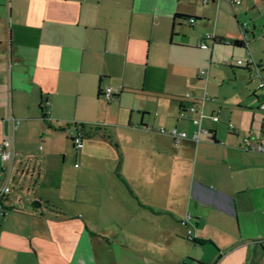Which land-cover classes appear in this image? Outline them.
<instances>
[{
    "label": "crops",
    "instance_id": "obj_1",
    "mask_svg": "<svg viewBox=\"0 0 264 264\" xmlns=\"http://www.w3.org/2000/svg\"><path fill=\"white\" fill-rule=\"evenodd\" d=\"M254 9L256 0H0V142L13 153L0 264H264V87L252 75L264 81V51L246 47L258 24L239 22L259 21ZM225 13L237 27H224ZM220 38L245 41L248 85L209 96L224 84L209 79L216 45H231ZM158 128L187 136L175 145ZM54 155L73 161L71 175L45 176Z\"/></svg>",
    "mask_w": 264,
    "mask_h": 264
},
{
    "label": "rangeland",
    "instance_id": "obj_2",
    "mask_svg": "<svg viewBox=\"0 0 264 264\" xmlns=\"http://www.w3.org/2000/svg\"><path fill=\"white\" fill-rule=\"evenodd\" d=\"M257 1V9H254L255 15H260L261 18L259 21H256L254 18H252V15H246L242 14L240 17V21H246L250 25H257L258 29L254 30L253 35L251 36L250 33L247 34L249 38V42L246 45L248 47L247 49L252 50L253 52H259V54H262L264 51V23L261 24L260 21L264 20V1L263 0H256ZM228 4V3H227ZM229 6V5H228ZM230 7V6H229ZM258 10V11H257ZM226 14V15H225ZM223 16V24L225 26H229L231 24H235L237 27V23L235 19L233 18V15L230 13H225ZM260 23V26H259ZM239 30V29H238ZM253 31V30H252ZM251 32V31H250ZM240 33V30H239ZM241 35V33H240ZM248 56L247 50L243 49L239 46H231L226 44H220L216 45V51L214 52V56L212 59V67L215 68V75H210L209 79L211 82L216 81V79H219V76L224 78V84L220 85V81H217V83H214L210 90L208 91L209 96H216L214 95L215 92H222L226 93L228 95L236 94L237 89L233 90L232 85L237 86L239 88V91L243 89H247V71L244 67V58ZM237 60L243 61V64L239 65L237 64ZM233 72H237V77L235 78L233 75ZM264 75V72H263ZM214 76V77H212ZM257 82V81H256ZM255 81H252V83L249 85V87H253L256 84ZM255 111H258L259 114L261 113L264 116V110L262 109H256ZM254 128H257V122L254 124ZM5 163V167H6ZM17 167V166H16ZM50 168L47 173L46 177H53V176H69L73 172V161H67L66 159L63 160L61 155H54L50 157ZM12 182H9L11 184ZM15 188V184L13 185ZM25 191V190H24Z\"/></svg>",
    "mask_w": 264,
    "mask_h": 264
},
{
    "label": "built area",
    "instance_id": "obj_3",
    "mask_svg": "<svg viewBox=\"0 0 264 264\" xmlns=\"http://www.w3.org/2000/svg\"><path fill=\"white\" fill-rule=\"evenodd\" d=\"M203 3H206L208 0H202ZM229 2H239V0H229ZM190 23L194 22V19L193 18H189L188 20ZM242 26H246V23L243 22L242 23ZM204 38L205 39H209L211 38V35L209 33H205L204 35ZM198 46L201 47V48H205L206 47V44L203 42V41H200L198 43ZM240 63V61H238ZM205 73L204 70H201L200 71V74L203 75ZM253 77L257 79V86L258 88H261V87H264V81L260 78V73H259V69L258 68H255L253 73H252ZM104 97H106L107 99L110 97L111 95V88L109 87H106L104 92L102 93ZM206 99H209V97H205ZM48 102L45 101V104H47ZM260 108H262L264 110V99L260 102ZM188 111L189 112H196V108L194 106H190L188 108ZM184 114V109L183 110H180L179 111V116H182ZM211 118L213 120H217V116H211ZM10 120L12 121V124H13V127H15L18 123H19V119L17 118H14V117H11ZM193 122L195 123H198V120L196 118H193ZM158 132L160 133H164V134H167L169 135L172 139H173V143L175 145H178L179 141L182 139V138H185L187 135L184 131H177L175 128H171V129H164V128H158L157 129ZM69 136L71 137V142H72V145L75 149H79L82 147L83 145V137L81 135V133L78 131V130H71L69 132ZM196 133L193 134V138H196ZM11 144H10V139L8 138H4L1 140L0 142V158L1 160L6 163V167L4 168L3 170V174L1 175L0 174V200L2 199V197L9 193L10 191V186L8 185V176H9V173H10V169H11V163H12V151H11ZM243 147L245 149H249L250 147V142L245 139L244 140V145ZM256 148L260 151H263L264 148L261 146V145H258L256 146ZM0 210H2V207L0 205ZM190 218L189 214H187L185 216V218H183L180 223L187 227V223H188V219ZM187 237L188 239H192V230L191 228L187 227Z\"/></svg>",
    "mask_w": 264,
    "mask_h": 264
},
{
    "label": "trees",
    "instance_id": "obj_4",
    "mask_svg": "<svg viewBox=\"0 0 264 264\" xmlns=\"http://www.w3.org/2000/svg\"><path fill=\"white\" fill-rule=\"evenodd\" d=\"M175 17H179V18H182V19H188L189 18H193L195 20L194 17H188L186 15H179V14H175ZM215 42H218V43H228V44H231V45H234V46H245V41L244 40H240V39H233V40H225V39H218V40H214ZM71 139V137H70ZM33 204L37 205V206H44L46 208H48L50 211H53L55 213H59L57 210H55L51 205H49L47 202L45 201H41L39 197H35V199L33 200Z\"/></svg>",
    "mask_w": 264,
    "mask_h": 264
}]
</instances>
